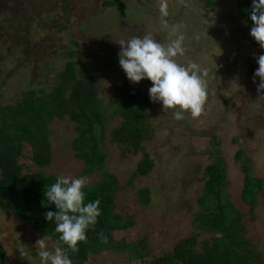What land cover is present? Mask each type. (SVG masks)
<instances>
[{"label": "rangeland", "instance_id": "rangeland-1", "mask_svg": "<svg viewBox=\"0 0 264 264\" xmlns=\"http://www.w3.org/2000/svg\"><path fill=\"white\" fill-rule=\"evenodd\" d=\"M12 1L14 6L0 7V12L1 9L6 11L2 19L4 22L0 23V45L9 49L4 53L18 65L9 71L10 80L7 90L3 91V98L7 102L15 101L26 87L40 88L42 83H52L57 71L66 63L67 51H75L79 68L99 80V91L109 115H114L115 106L111 103L115 85L120 75L125 74L118 60L119 42L133 36L142 37L145 33L158 41L174 39L172 30L177 16L174 18L173 15L182 3V0H149L153 2L150 14L157 22L145 24L143 19L146 16L142 18L141 12L137 13L140 16H133L134 22L129 21V25L127 8L122 9L126 15L119 14L116 8L104 6L108 0H71L70 15L62 16L57 10L62 5L61 0ZM122 1L126 6L127 3L139 2ZM161 3L167 4L166 10L170 9L172 15L161 16ZM221 3L224 5L222 12H217L218 3L213 11L208 10V14L204 10L201 12L199 17L207 25L203 31L197 17H192L187 24L185 22L184 27L177 25L185 36V43L190 42L185 54L176 57L177 62L185 65L196 62L208 71V97L204 112L197 118L185 113L184 119L177 121L172 110H163L161 103L153 102L149 110L150 123L154 126L153 137L146 143L154 161L152 177H139L134 185L124 186L116 196L119 211L135 220L131 228L118 232L117 236L124 237L128 243H139L140 239L146 238L148 260L172 250L175 243L191 231L192 214L198 208L197 199L204 186L205 167L212 164L216 157L209 153L214 147V137L220 142V155L227 167L225 191L244 214L249 230H254V238L264 250V188L261 189L254 216L249 214L248 206L240 197L244 184L242 161L245 157L252 161L254 176L264 180V92L257 91L259 78L247 74L250 62L256 63L262 48L254 44L250 25L240 19L235 7L227 2L224 4L223 0ZM143 7L145 9L146 6ZM184 10L187 12L186 8ZM224 14L228 22L220 18ZM14 15L17 19L15 27L7 23ZM63 25L66 29L61 31ZM155 25H166L167 29L157 30ZM223 27L230 28L232 33L224 36L223 31L226 30H222ZM13 28L23 31V37H14ZM196 34L199 37L194 39ZM200 37L205 40H199ZM111 59L115 65H112ZM43 67L49 68L44 76H48L49 81L39 79V75L35 74ZM28 76L32 78L29 82ZM140 84L149 88L152 86L147 79ZM74 135V124L68 119L52 124L54 161L48 173L73 177L80 173V163L67 145ZM106 150L110 158L108 167H114L118 177L126 183L142 154L124 157L122 146L109 142L106 143ZM240 150L244 152L243 158L236 160ZM30 155L29 150H24L21 158L26 171L32 169ZM146 185L151 189L150 203L138 206L136 189ZM18 237L21 244L31 249L33 264H39L35 244L43 237L0 210V246L13 264H30L20 255ZM48 246L52 248L55 245ZM87 264L144 263L131 257V252H104L91 257Z\"/></svg>", "mask_w": 264, "mask_h": 264}, {"label": "trees", "instance_id": "trees-1", "mask_svg": "<svg viewBox=\"0 0 264 264\" xmlns=\"http://www.w3.org/2000/svg\"><path fill=\"white\" fill-rule=\"evenodd\" d=\"M221 1L182 0L179 10L175 9L177 13L173 15L174 18L177 16L175 26L184 27L185 22L187 24L192 17H197L203 31L207 25L204 19L199 17L201 12L204 10L208 14V10L213 11L217 3V12H222L224 5ZM223 1L224 4L227 2L235 7L244 23L250 25V28L253 26L249 19L252 0ZM61 2L62 5L57 9L59 16L70 15L71 0ZM3 5L11 7L13 1L0 0V7L3 8ZM104 6L114 7L117 9L115 11L122 15H126L122 9L127 8V24L129 21L134 22L133 16H140L137 13L141 12L142 18L144 15L145 18L148 17L147 20L143 19L145 24L157 22L150 14L153 2L149 0H139L138 4L127 3V6L122 0H108L104 2ZM119 7H122L121 10ZM6 10L8 11V8ZM170 11L167 10V16L172 15ZM5 13L6 11L1 9L0 23ZM220 18L228 22L225 14ZM7 23L14 24L15 27L16 16L8 19ZM155 26L157 30L167 29L166 25ZM65 29L66 26L63 25L61 31ZM217 29L219 30L218 27ZM222 30H226L223 31L224 36L232 33L230 28L223 27ZM13 32L14 37H23V31L13 28ZM197 37L199 34L193 38ZM161 40L165 43L172 39ZM199 40L205 38L200 37ZM189 44L190 42L184 41L185 48L189 47ZM254 44L260 46L255 40ZM7 50L9 49L0 45V210L23 222L39 237L47 236L48 244L56 245L59 234L55 232L54 223L45 219V213L56 211V208L54 204H47L44 192L60 176L58 173L47 172L54 161L52 124L68 119L74 124L75 135L67 145L79 161L81 169L76 177L86 178V202L99 199L102 210L98 223L88 231L86 242L79 244V252L70 253L73 264H87L91 257L104 252H131V257L144 264H264V250L254 238V230H249L250 226L244 219V214L225 191L228 184L227 167L225 159L220 155V142L215 137L213 150L209 153L216 157L212 164L205 167L204 186L197 199L198 208L192 214L191 231L179 239L172 250L150 260L146 253V238L140 239L139 243H128L124 237L119 238L117 233L127 231L134 225L135 220L131 215L119 211L116 202L118 192L126 185H134V181L139 177H152L154 161L146 147V143L153 137L154 128L149 116L153 104L149 97V87L140 83L133 84L126 74L120 75L111 103L115 106L114 115H109L99 91V80L79 68L75 51H67L66 63L57 71L52 83H42L40 88L26 87L15 101L7 102L3 98V91L7 90L10 80L9 71L17 64L8 59L4 53ZM262 54L264 49L261 50L260 55ZM111 62L115 65L112 59ZM257 68V62H250L248 76H252ZM48 69L43 67L35 74L39 75V79L49 81L48 76L44 77ZM29 79L32 80L28 76L27 82ZM115 116L118 117L116 120ZM107 142L122 146L124 157L142 154L126 183L118 177L114 167H108L110 158L106 150ZM24 150H29L31 154L29 158L32 161V169L27 171L21 163ZM243 155V150L238 151L236 160H242ZM242 162L244 184L240 197L248 206L249 214L254 216L261 189L264 188V180L254 176L249 157H245ZM150 195L151 189L148 185L138 187L136 204L147 206L150 203ZM101 233L107 238V243L102 242ZM0 264H13L1 246Z\"/></svg>", "mask_w": 264, "mask_h": 264}, {"label": "clouds", "instance_id": "clouds-1", "mask_svg": "<svg viewBox=\"0 0 264 264\" xmlns=\"http://www.w3.org/2000/svg\"><path fill=\"white\" fill-rule=\"evenodd\" d=\"M166 9L167 4L161 3L163 16L168 14ZM249 19L253 25L251 37L264 49V0H252ZM172 35L175 38L167 44L150 34L120 41L119 64L131 83L138 84L145 79L151 81L150 99L161 103L163 110H172L175 120H183L185 113L197 118L204 112L207 102L208 71L196 62L178 63L176 57L186 52L185 36L179 26L173 28ZM256 62L258 68L254 78H259L257 91L264 92V54L257 57ZM87 188L85 177L60 175L44 192L47 204H54L56 208V211H47L45 219L54 223L59 239L52 248L48 246L47 236L36 242L39 264H73L70 253L79 252V244L86 242L88 231L95 227L102 215L99 199L86 202ZM100 235L102 242L107 243L104 234ZM17 248L21 257L33 264L31 249L21 244L19 237Z\"/></svg>", "mask_w": 264, "mask_h": 264}]
</instances>
